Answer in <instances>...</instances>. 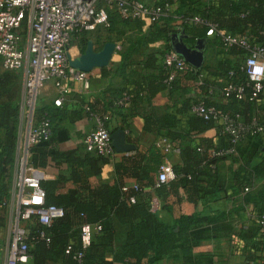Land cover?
Wrapping results in <instances>:
<instances>
[{"label": "trees", "instance_id": "16d2710c", "mask_svg": "<svg viewBox=\"0 0 264 264\" xmlns=\"http://www.w3.org/2000/svg\"><path fill=\"white\" fill-rule=\"evenodd\" d=\"M164 1L171 3L170 10L151 21L146 32L116 50L120 59L115 71L122 73L132 52L147 42L163 39L166 42L164 48L147 53L139 62L143 68L153 70L134 75L121 88H108L112 96L104 99L102 110L96 107L95 99L90 98L82 100L77 112L96 113L107 127L102 113H119L126 125L122 109L128 103L138 102L143 92L148 101L162 88H168L171 93L179 88L182 77L192 79L200 92L195 97L182 99L179 107L173 106L159 115L145 114L143 130L151 133L153 140L143 150L136 148L114 161L115 179L112 183L94 186L88 176L98 174L109 156L87 150L83 143L58 149L57 142L68 137L61 124L68 111L53 101L36 107L38 115L48 117L50 135L31 147L32 164L44 167L49 159L56 164L65 163L69 169L68 178L75 185L60 192L57 184L66 179L63 174L53 179H40L45 191L44 203L62 206L64 214L49 225L36 219L30 223L29 251L34 264H77L74 255L81 249L79 233L83 222L97 223L99 230L83 250L81 264H113V261L155 264L168 257L180 258L184 264H199L202 259L210 262L207 253L195 254L194 246L210 235L230 232L248 245L244 264H264V227L255 221L264 209V184L255 192L242 193L256 179L264 178V92L255 99H240L234 94L224 96L221 89L228 81L248 82L242 67L246 50L236 44L227 45L217 33L213 39L207 38L206 22L187 21V17L198 15L230 34L245 35L251 43L263 42L264 0H156L153 3ZM174 1L178 3L176 7H172ZM178 18L180 23H177ZM138 19L122 17L116 10H108V23L101 25L107 32L103 40L110 39L111 32L122 35L120 25L133 21L141 26L142 19ZM177 30L182 31L188 46H193L197 38L206 37L208 44L218 46V58L213 68L192 65L191 69L178 72L173 79L165 81L169 69L163 65L162 59L165 52L173 49L172 32ZM85 44L83 36L81 50ZM19 77V70L0 72V223L9 198L19 126V97H14L10 88ZM214 90L218 98L211 97ZM124 95L127 98L119 104L118 99ZM199 101L215 105L221 113L244 123L255 121L263 130L247 133L232 142L231 135L223 130L219 120L204 118L191 111L192 105ZM210 127H216L215 136H199ZM157 136L175 141L180 147V163L173 165L175 176L158 185L157 172L164 154L156 144ZM229 147H234V152L211 153ZM128 177L133 179L132 183L126 181ZM153 192L158 197L172 194L178 201L195 204L207 197L224 194L233 204L228 209H213L206 205L201 210L181 213L167 222L153 209ZM238 199L244 203L252 202L256 212L254 219L245 226L235 227L233 219L235 214L240 216L242 208L236 203ZM107 253H111V258L106 256ZM258 258L263 259L258 262Z\"/></svg>", "mask_w": 264, "mask_h": 264}, {"label": "built area", "instance_id": "2783aa9c", "mask_svg": "<svg viewBox=\"0 0 264 264\" xmlns=\"http://www.w3.org/2000/svg\"><path fill=\"white\" fill-rule=\"evenodd\" d=\"M171 8V3H149L145 0H0V66L3 70L21 72L19 96V126L14 156V168L6 202L9 215V232L0 243V264H24L31 258L29 225L36 219L49 225L63 216L62 206L45 204V191L40 177L34 172L31 147L50 135V121L36 111L38 89L45 81H53L56 87L54 104L61 105L71 87L68 80L79 81L84 90L90 88L87 72L69 64L68 49L74 36L84 30H96L108 21V10H116L122 17L153 21ZM190 23L206 22V34H220L227 44H236L246 50L243 60L247 84L228 81L221 89L224 96L234 94L237 98L255 99L264 92V27L263 42L251 43L245 35H233L198 15L187 17ZM181 20L178 18L177 23ZM179 27V26H178ZM120 45L116 44V49ZM163 65L169 69L165 81L173 79L178 72L191 69L185 58L174 49L164 53ZM126 95L118 99L121 104ZM191 111L222 123L232 142L247 133L262 131V125L252 121L244 123L221 113L215 105L203 101L192 105ZM85 149L111 156L110 131L101 118L82 137ZM156 144L164 153L179 152V145L161 136ZM234 152V147L212 150V154ZM175 176L173 165L163 160L158 168L156 184ZM136 186V184L134 185ZM125 188V187H124ZM248 187H245L247 190ZM133 200V198H131ZM154 209V203H153ZM264 227V209L255 218ZM99 230L97 223L83 222L80 226L81 249L74 257L82 263L83 250Z\"/></svg>", "mask_w": 264, "mask_h": 264}, {"label": "crops", "instance_id": "0c3cea01", "mask_svg": "<svg viewBox=\"0 0 264 264\" xmlns=\"http://www.w3.org/2000/svg\"><path fill=\"white\" fill-rule=\"evenodd\" d=\"M146 2L153 3L156 0H145ZM178 3L174 1L172 7H176ZM140 20V19H138ZM132 27L126 32L134 33V37H125L121 39L124 40L125 45L129 42L135 40L141 33L146 32L150 21L142 20L141 26L133 21ZM108 23V22H107ZM106 23V24H107ZM121 28L124 25H120ZM104 27V26H103ZM102 26L97 27L96 30H84L82 33H78L74 36L72 43L68 49V53L72 58L77 57L81 52V41L84 36L87 41H92V46L95 50L101 48L105 40H103L104 35L107 33ZM177 34V37L183 36L182 31L172 32ZM111 40L117 42L116 33L111 32ZM207 38L213 39L214 34H206ZM206 37L197 38L194 42L192 48L200 46L199 48L203 51V61L202 65H207L209 68H213L216 64L217 45L208 44ZM116 38V39H115ZM184 36L182 40H184ZM165 41L163 39H158L156 41L147 42L139 47L137 51L132 52L131 56L128 58L125 71L122 73L116 72L115 68L120 59V54L117 53V49L113 52L116 53V58H112L110 67L109 61L104 66H92L90 70L86 71L88 79L90 81V88L87 90L82 89L81 83L75 80H68L71 87L70 91L64 96L62 106L68 111V116L65 117L61 124L67 130L68 137L65 140L59 141L56 144L58 149H69L78 146L82 143V137L85 133L90 131L95 127L96 121L100 116L96 113L87 114L82 111L78 114V109L81 107L82 100H87L90 98L95 99V105L98 109L102 110L103 101L108 100L112 95L108 88H121L128 84V81L134 77V75L140 72L152 71V68H143L140 61L146 58L147 53L156 51L164 48ZM172 43V38H171ZM85 44V47H86ZM120 45V44H119ZM112 54V55H113ZM182 76V75H181ZM179 88L170 93L168 88H162L156 92L154 96L148 101L145 97V92H143L141 99L134 103H128L122 109L125 115L126 125L122 120V115L119 113H102V117L107 120V125L110 133L118 127H121L126 132L125 140L126 142L133 143L135 147L129 151H116L113 148V153L109 156V160L102 164L101 171L98 174H92L88 176V180L92 186L100 183H112L115 179L113 163L119 160L123 154L132 153L136 148L143 150L144 147L153 140V135L149 132L143 130L144 126V115L147 113L161 114L171 107H179L181 105V100L187 96L195 97L200 92L199 88L195 85L194 81L190 78L182 77L180 80ZM107 89V90H104ZM211 91V90H209ZM212 98H218L216 91L212 92ZM56 87L53 81H45L38 89L37 106L50 103L56 96ZM133 111V112H132ZM132 112V113H131ZM183 117V116H181ZM112 127H116L112 130ZM216 134V127H210L204 130L199 136L213 137ZM161 136L156 137V141ZM197 139V137H195ZM161 150V148H160ZM163 160L170 162L172 165L180 163V155L178 152L170 151L164 153ZM228 163V162H227ZM34 167V166H33ZM34 172L41 178L53 179L59 174H63L66 179L61 180L57 184V189L60 192L66 191L69 187H73L75 184L69 177V169L65 163H55L53 160L49 159L48 164L44 167H34ZM128 183H132V178H126ZM264 184V178L256 179L254 184L242 193L255 192ZM153 203L154 209L157 214L165 221L171 222L173 218L177 217L181 213H190L194 210H201L206 205H209L213 209H228L232 206L233 202L231 199L227 198L224 194H220L217 197H207L198 201L196 204L189 202L187 200H177V197L172 194H167L158 197L153 192ZM236 203L242 205L240 216L235 214L233 219L234 226L243 225L245 226L251 220L254 219L255 206L252 202H241L239 199ZM248 245L241 240L235 233L230 232L221 235H210L202 239L197 245L194 246L193 251L195 254L207 253L210 258V262L202 259L199 264H244L245 253ZM106 256L111 258V253H107ZM263 258H258L257 261L260 262ZM24 264H34L32 256L30 260ZM47 264H56L55 262H48ZM113 264H122L119 261H113ZM155 264H184L180 258L168 257L160 260Z\"/></svg>", "mask_w": 264, "mask_h": 264}, {"label": "water", "instance_id": "95a60500", "mask_svg": "<svg viewBox=\"0 0 264 264\" xmlns=\"http://www.w3.org/2000/svg\"><path fill=\"white\" fill-rule=\"evenodd\" d=\"M183 36L177 37L176 33L172 35V46L175 51L180 53L185 60L195 67L202 65L203 51L197 47L188 46L183 40ZM116 50V42L107 40L103 43L101 48L95 50L92 46V41H87L85 50L77 57L72 58L68 53L69 64L84 71L90 70L92 66H104L112 57ZM126 132L123 128L118 127L110 133V143L116 151H129L135 147L133 143L126 142Z\"/></svg>", "mask_w": 264, "mask_h": 264}, {"label": "rangeland", "instance_id": "374dc122", "mask_svg": "<svg viewBox=\"0 0 264 264\" xmlns=\"http://www.w3.org/2000/svg\"><path fill=\"white\" fill-rule=\"evenodd\" d=\"M121 27V26H120ZM132 27V22H130L128 25H124L121 30L123 31V34L122 35H116V38L117 39V42L121 45V47L124 45V42H122L123 38H125L126 36L127 37H131L133 38L135 35L134 33H128L126 32V30L130 29ZM115 38V39H116ZM107 40H111V37L110 39H107ZM105 40V41H107ZM116 53H114L112 55V57L110 58V61H109V65L110 67L112 66V63L111 61L113 60L112 58H116ZM112 59V60H111ZM3 69L1 68L0 66V72L2 71ZM21 73V72H20ZM21 84H22V79L21 77L17 78V80H15L12 84H11V92L14 94V97L16 96H20V90H21ZM2 222L0 223V243L6 239L7 235H8V232H9V215H8V211H4L3 213V218H2Z\"/></svg>", "mask_w": 264, "mask_h": 264}]
</instances>
